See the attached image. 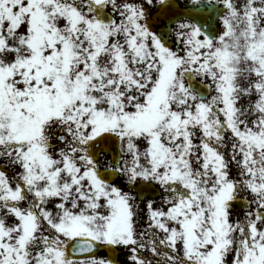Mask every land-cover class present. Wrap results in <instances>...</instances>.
I'll return each mask as SVG.
<instances>
[{
	"label": "snow or ice",
	"instance_id": "1",
	"mask_svg": "<svg viewBox=\"0 0 264 264\" xmlns=\"http://www.w3.org/2000/svg\"><path fill=\"white\" fill-rule=\"evenodd\" d=\"M0 161V264H264V0H0Z\"/></svg>",
	"mask_w": 264,
	"mask_h": 264
},
{
	"label": "flooded vegetation",
	"instance_id": "2",
	"mask_svg": "<svg viewBox=\"0 0 264 264\" xmlns=\"http://www.w3.org/2000/svg\"><path fill=\"white\" fill-rule=\"evenodd\" d=\"M234 2L237 3L238 5H242L244 3V0H234ZM180 3H182V4L188 3V0H180ZM217 9H221V13L218 16L215 17V20H214V31L215 30H220V28H221V25L219 23L218 17L223 14V6L220 5V4H212V5H210L208 7V11H207V14L209 15L213 10L216 11ZM173 27H175V25H173ZM175 46L176 45L173 44V47H175ZM181 54H183V53H181ZM196 79L201 80L202 82L208 83L209 85H211V94H214V92L212 91L213 90V85H212V81L211 80H208L207 78H202V77H197ZM138 211L140 213V217H143L144 214H145V210H144L143 204L140 205V209H138ZM239 212H237V213H239ZM99 255L104 256L103 253L102 254L99 253Z\"/></svg>",
	"mask_w": 264,
	"mask_h": 264
},
{
	"label": "water",
	"instance_id": "3",
	"mask_svg": "<svg viewBox=\"0 0 264 264\" xmlns=\"http://www.w3.org/2000/svg\"><path fill=\"white\" fill-rule=\"evenodd\" d=\"M220 14V11L216 12V13H210L209 15H206L208 17V23H209V26L210 28L213 29V22H214V17L216 15ZM203 24V22H201ZM214 30V29H213ZM194 84L196 85L197 88H199L201 91H204L205 93H208L209 92V87L208 85H202L201 83L197 82V81H194ZM238 209H241L240 206H237L235 210H238ZM106 254V256H111L113 258H116L117 259V255H118V251L117 252H107L105 250H103Z\"/></svg>",
	"mask_w": 264,
	"mask_h": 264
},
{
	"label": "rangeland",
	"instance_id": "4",
	"mask_svg": "<svg viewBox=\"0 0 264 264\" xmlns=\"http://www.w3.org/2000/svg\"><path fill=\"white\" fill-rule=\"evenodd\" d=\"M207 79L210 80V78H207ZM212 85H213V90H214V84L212 83ZM247 102H248V98L247 97H244L241 100V105L246 106L247 105ZM0 162L2 163L3 161H0ZM154 199L157 201V206H159V202H160L161 197H157V198H154ZM144 210H145V214H144V216L142 218L146 219V209L144 208ZM137 227H138V230H139L142 227V225H139L138 224ZM126 257H127V252H124L123 255H121L120 258H119L120 262H125L126 261ZM230 259H231V257H229V260Z\"/></svg>",
	"mask_w": 264,
	"mask_h": 264
}]
</instances>
